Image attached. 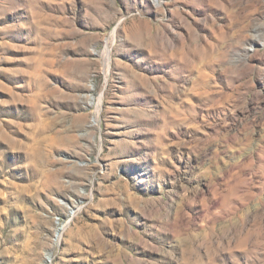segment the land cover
<instances>
[{"label":"rangeland","instance_id":"1","mask_svg":"<svg viewBox=\"0 0 264 264\" xmlns=\"http://www.w3.org/2000/svg\"><path fill=\"white\" fill-rule=\"evenodd\" d=\"M47 254L264 264V0H0V264Z\"/></svg>","mask_w":264,"mask_h":264},{"label":"bare ground","instance_id":"2","mask_svg":"<svg viewBox=\"0 0 264 264\" xmlns=\"http://www.w3.org/2000/svg\"><path fill=\"white\" fill-rule=\"evenodd\" d=\"M57 224H58L59 228H58V231L56 233L55 241L57 243H59L60 240H61V234L64 231L66 225L65 224H60L59 222ZM52 261H53L52 255L51 254H47L46 255V260L42 264H51Z\"/></svg>","mask_w":264,"mask_h":264},{"label":"built area","instance_id":"3","mask_svg":"<svg viewBox=\"0 0 264 264\" xmlns=\"http://www.w3.org/2000/svg\"><path fill=\"white\" fill-rule=\"evenodd\" d=\"M61 224V223H60Z\"/></svg>","mask_w":264,"mask_h":264}]
</instances>
